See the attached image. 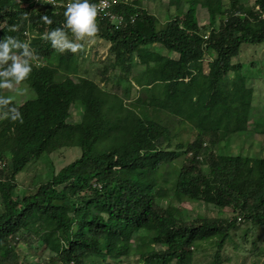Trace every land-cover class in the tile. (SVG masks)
<instances>
[{"label":"trees","instance_id":"1","mask_svg":"<svg viewBox=\"0 0 264 264\" xmlns=\"http://www.w3.org/2000/svg\"><path fill=\"white\" fill-rule=\"evenodd\" d=\"M181 1L168 5L177 8ZM185 1L186 11L160 28L139 0L113 2L111 12L123 17L121 25L97 18L95 39L109 44L110 57L99 71L101 82L120 70L114 91H106L89 78H71L75 53L58 51L52 61L57 50L46 34L63 26L65 7L0 0V38L29 43L35 57L24 82L34 97L10 102L23 122L0 118V264H29L30 257H20L21 246L36 260L47 252L42 264H121L130 258L134 264H193L196 244L214 239L210 264H220L238 217L264 227V157L216 152L223 135L248 131L252 90L231 60L242 45L264 43V0ZM197 7L207 11L202 27ZM151 45L168 54L150 50ZM134 57L143 71L131 75ZM132 79L137 95L126 103ZM72 107L80 110L79 121L69 122ZM146 110L190 125L194 138L172 150L167 121L147 117ZM260 133L264 136V129ZM68 147H77L79 157L32 178L21 198L14 195L26 167ZM180 155L170 199L230 208L233 217L183 221L161 205L169 196L158 185L167 172L160 171ZM138 231L143 235L136 236Z\"/></svg>","mask_w":264,"mask_h":264},{"label":"rangeland","instance_id":"2","mask_svg":"<svg viewBox=\"0 0 264 264\" xmlns=\"http://www.w3.org/2000/svg\"><path fill=\"white\" fill-rule=\"evenodd\" d=\"M126 1V0H111ZM128 1V0H127ZM130 1V0H129ZM143 8H145L150 14H153L159 21L158 28L164 22L171 19L178 12H185L187 9V3L182 0L177 8L170 7L168 0H139ZM243 4H250L253 0H241ZM226 5V1L224 2ZM197 19L199 26H204L208 22L207 11L202 7H197ZM215 27H218L216 22ZM71 38V37H70ZM81 48L75 53L77 71L71 78L77 81V77L89 78L106 91H114L113 85L116 83V77L120 74L119 68L108 72V83L101 82V75L99 71L104 65L109 62L108 58V46L105 41L94 39L89 42L88 40L79 41ZM150 50L157 51L163 55H167L165 49L158 45H151L148 47ZM58 51L52 55V61L57 59ZM44 62V61H42ZM40 62L41 64H44ZM233 64H239V67L235 73L243 76L245 79L246 87L252 90V102L250 107V120L248 124V131L244 135L222 136L221 143L216 147L217 154L224 155H241L248 157H264V136L260 133L264 129V43L260 45H242L239 54L232 58ZM143 71V67L136 61L135 57L131 66V75L139 74ZM234 73L228 74L227 78H232ZM230 81V79L228 80ZM130 87L128 98L125 102L133 101L137 95V87L133 84ZM127 84H123V87ZM18 87L25 89L24 94H18L14 90L3 89L5 96H11L13 102L21 104L27 99L34 97V93L28 86L23 83ZM144 111V110H143ZM142 110L139 113L142 114ZM149 118L155 121L166 120V127L170 131L171 149L177 143L186 144L194 138V131L188 124H182L173 120L174 118L166 119L161 112L154 110H146ZM81 112L79 109L72 107L70 109L69 122L79 121ZM168 117V116H167ZM80 155V151L77 147L61 148L52 153L47 158L38 160L33 165L26 167L17 176L18 191L15 192V196L21 198V196L28 192L30 188V182L33 179H39L50 173V170L57 172L61 167L74 161ZM183 156H178L173 162L168 164L164 170L165 177L158 178V185L165 190H168L169 197L161 201V205L171 211L177 217H180L183 221H192L196 217H217L220 219H230L233 217L230 208L217 209L212 205H204L200 202H183L177 203L175 199H170L171 193L169 192L174 187V179L177 175L179 166L182 163ZM6 164L8 165V157L6 158ZM206 171V168H202ZM170 202V204H169ZM174 208H178V213H175ZM3 210V204L0 199V212ZM235 227L229 231L228 238L225 239L223 248L220 251L221 263L220 264H263L264 262V227L254 226L249 221L238 217ZM143 232L138 231L136 236H142ZM216 240V239H214ZM214 240L199 242L192 249L191 260L193 264H210L212 257L216 251ZM25 247V246H24ZM21 246L20 254L21 259L30 257L28 259L29 264H42L41 259L47 256V252L39 257V260L32 259V254L28 249ZM134 248V242L132 244ZM155 249H163L162 246L156 245ZM40 254V253H39ZM38 254V255H39ZM39 262V263H37ZM134 259L123 260L121 264H134ZM141 264V263H140Z\"/></svg>","mask_w":264,"mask_h":264},{"label":"clouds","instance_id":"3","mask_svg":"<svg viewBox=\"0 0 264 264\" xmlns=\"http://www.w3.org/2000/svg\"><path fill=\"white\" fill-rule=\"evenodd\" d=\"M98 6L91 0H68L63 12L62 27L53 28L46 34V39L57 51L65 50L76 53L81 48L79 41H93L98 33ZM41 19L46 24L52 20L44 15ZM15 31V26H10ZM71 36V38H70ZM34 53L29 43L14 36L0 38V89L14 90L24 94L22 85L32 72ZM11 96L0 95V118L23 122L20 110L11 105Z\"/></svg>","mask_w":264,"mask_h":264},{"label":"built area","instance_id":"4","mask_svg":"<svg viewBox=\"0 0 264 264\" xmlns=\"http://www.w3.org/2000/svg\"><path fill=\"white\" fill-rule=\"evenodd\" d=\"M36 5V7H40L44 4L50 5L54 8H60V7H66V4L68 2H65L64 0H32ZM98 6V15L99 17H107L111 23L114 25H121L124 21L123 17L121 15H116L111 12V8L113 5V1L111 0H99L97 3Z\"/></svg>","mask_w":264,"mask_h":264}]
</instances>
